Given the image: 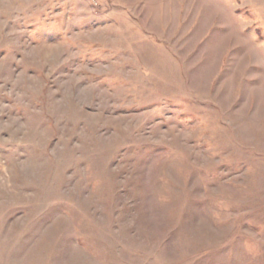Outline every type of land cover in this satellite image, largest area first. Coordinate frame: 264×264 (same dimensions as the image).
<instances>
[{
    "label": "rangeland",
    "instance_id": "1",
    "mask_svg": "<svg viewBox=\"0 0 264 264\" xmlns=\"http://www.w3.org/2000/svg\"><path fill=\"white\" fill-rule=\"evenodd\" d=\"M0 264H264V0H0Z\"/></svg>",
    "mask_w": 264,
    "mask_h": 264
}]
</instances>
